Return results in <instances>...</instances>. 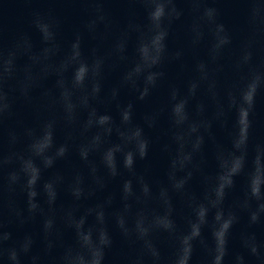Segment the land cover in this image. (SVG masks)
Here are the masks:
<instances>
[{"label":"clouds","instance_id":"clouds-1","mask_svg":"<svg viewBox=\"0 0 264 264\" xmlns=\"http://www.w3.org/2000/svg\"><path fill=\"white\" fill-rule=\"evenodd\" d=\"M87 3L101 4L103 0H84ZM138 2L145 4L147 7V19L150 25L151 40L157 44L156 56L150 65H147L148 74L145 77V87L139 90L137 99L145 100L149 95L150 87H155L157 79L163 77L162 71H151L164 59L166 52V44L164 41L168 36V28L165 26L167 20L170 25L173 20H179L183 15V11L176 7L177 0H138ZM191 3H199L201 0H187ZM251 5L249 9V20L255 23L258 18H261V0H247ZM97 17L90 20L86 27L89 30H94L98 22H104L106 16L103 9L96 8ZM200 20L207 22L210 26L213 37L216 43L213 45L214 51L218 53L222 46L230 45L232 42L231 36L224 23L219 21V10L213 7L204 8ZM34 26L41 33V40L43 43L54 42L59 28V21L51 16L42 17L36 14ZM251 42L247 47H250ZM55 51L50 56L43 59L50 61L52 56L59 51V45L53 43ZM77 50V63L73 72L74 84L77 87L84 85L85 77L82 75L81 65H88L89 63L83 58L81 51V35L76 34V38L71 44V50ZM143 51V45L140 43L138 47V54ZM179 53L176 57L179 58ZM26 58L23 65L18 64V61ZM252 60V52L245 51L243 62L250 63ZM34 55V49L27 37L23 38V44L17 43L5 53L2 46H0V125L3 124L6 116H11L15 98L10 96L9 91L6 90V85L10 80L17 81V90L21 97L29 98V82L34 79L33 69L40 63ZM103 61L99 58L95 59L91 65L93 77L101 75V65ZM50 65H46L41 71L44 72V78L52 75L48 71ZM198 68L203 69L204 64L198 65ZM23 72V79L19 78V73ZM142 72V66L137 63L132 70L125 76V82L131 81L133 88L136 87L135 81H132V75L139 76ZM251 79L244 89V99L246 105V126L243 130L242 140L238 139L234 147L241 148L247 140V130L250 127L248 119L250 112L255 107L256 95L261 86L262 75L259 71L252 70L250 73ZM63 79L57 80V85L64 84ZM195 85L191 86L190 91L194 92ZM101 91V84L97 81L93 85V97L98 98ZM117 90H113V99L117 96ZM66 92L62 91L61 96H65ZM176 97V92H173V99ZM184 107L186 101H182ZM85 107H89L88 99L85 97ZM120 110V124L117 125L110 114H100L99 124L107 122V127H103V135L110 137L115 130L119 139V143L108 146L102 153V163L108 170L111 177L120 175L117 168L116 154L119 152L123 157V168L130 176H135V163L138 155L140 160H144L148 155V140L144 138V130L139 125L133 124V109L134 104L129 102L127 105L121 106L117 104ZM175 110V104L172 107V112ZM98 115L97 108H91L89 118L86 121L85 128L90 129L93 125L92 117ZM71 119V117H70ZM147 120V117L145 118ZM96 123V122H95ZM97 124V123H96ZM152 124L149 123V127ZM54 123L47 122L43 125L42 134H38L33 129L27 130V135L30 142L27 145V155L15 154V159L19 161V171H12L8 174L9 191H15L14 185L20 183L21 176L26 177V181L21 185V190L25 192L27 198V212L28 216H24L21 211L16 212L17 220L20 226L30 220L36 219V214L39 212L44 218L41 223V241L39 251L37 248L36 234L32 232H24L22 236L13 238V233L6 230V226L2 219H0V264H105V259L109 250L113 247V236L108 228V215L104 206L97 204L94 207L85 209L84 213L78 218L76 213L79 207L73 205L67 211L68 219L65 221L64 229L57 226L54 216L44 215L43 209L40 208L36 202V197L39 195L37 191V183L42 178V172L46 169L52 168L57 160L66 158L69 148L67 143L59 146L54 142ZM135 129V134L139 138V149L136 150L134 145L128 139V133ZM12 143L17 141V136L10 133ZM93 145L96 150L100 149L101 134L97 133L92 138ZM81 160L89 162V149L81 145L79 149ZM240 160L239 168L232 174L231 178L226 183H216L214 188H211L205 193L204 199L207 204L200 203L195 209L194 218L188 221L186 231H180L177 228L175 221L171 218L172 208L170 201L168 202V209L163 214L167 217V223L158 225L153 223L155 217L161 215L158 212H153L150 216L142 210L137 212L131 225L127 223L125 215L119 210L114 211L111 215L115 219L116 229L119 231L122 240L127 242L130 246L138 245V254L135 257L128 259V264H192L193 255L196 252L197 245L201 246L206 256L203 264H225V258L230 256L229 242L233 228L241 222L240 212L247 214V226L240 232L241 247L247 252L249 257H254L258 264H264V243L257 240L255 231L251 229L253 226L264 224V181L255 178L256 165L259 164L257 157L253 168L246 173L247 180L243 187L242 200L238 201L234 208L225 209L224 202L229 195L230 190L236 187L235 177L245 171L244 156L238 157ZM189 160L191 157L189 156ZM12 156L3 158L0 156V171H2L5 163H11ZM40 161V164L37 163ZM42 165V167H41ZM174 166V162L172 161ZM96 167L93 166L92 171L96 172ZM141 183V191L144 196L150 195V189L146 182H143V177L139 178ZM63 180L62 176L57 175L43 183V190L47 197L49 210L54 211L53 206L58 198L57 184ZM83 182V178L77 174L75 177V185H69V192L75 200H80L84 196L83 188L79 187ZM184 182L181 181L176 184L177 189L183 187ZM133 180L131 178L125 179L122 185V200L124 201L123 212L131 213L132 205L129 199L133 194ZM162 196L167 194L166 189H161ZM139 199V198H137ZM112 199L109 198L108 204L111 205ZM100 209L98 218L94 222H89V216L93 212ZM214 209L212 222L208 221V213ZM238 209V210H237ZM209 229L211 236V244L208 243L204 236V229ZM70 230L73 234V241L71 243L65 242L63 239L64 231ZM166 233L173 241L172 255L165 259L159 247L155 242V237L158 234ZM230 264H249L244 253H236Z\"/></svg>","mask_w":264,"mask_h":264}]
</instances>
